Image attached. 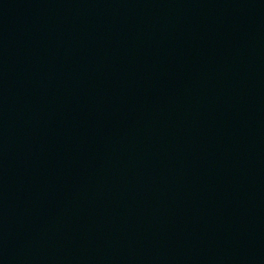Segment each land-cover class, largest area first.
Segmentation results:
<instances>
[{"label":"water","instance_id":"obj_1","mask_svg":"<svg viewBox=\"0 0 264 264\" xmlns=\"http://www.w3.org/2000/svg\"><path fill=\"white\" fill-rule=\"evenodd\" d=\"M0 264H264V92L223 0H0Z\"/></svg>","mask_w":264,"mask_h":264}]
</instances>
